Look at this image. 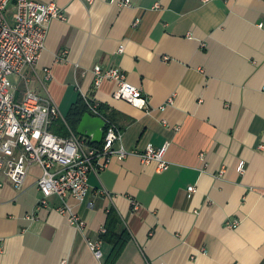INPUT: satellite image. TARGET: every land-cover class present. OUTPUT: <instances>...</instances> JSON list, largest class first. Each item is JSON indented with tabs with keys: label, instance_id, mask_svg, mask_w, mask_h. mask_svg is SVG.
<instances>
[{
	"label": "crops",
	"instance_id": "1",
	"mask_svg": "<svg viewBox=\"0 0 264 264\" xmlns=\"http://www.w3.org/2000/svg\"><path fill=\"white\" fill-rule=\"evenodd\" d=\"M36 1L66 20L51 21L38 64L17 76L18 100L54 104L50 131L66 137L61 123L86 97L111 112L116 148L167 147L170 167L113 157L86 202L66 198L81 230L61 199L37 208L39 167L21 191L1 177L0 264H264V0ZM96 66L125 73L145 106L116 99L115 82L97 87Z\"/></svg>",
	"mask_w": 264,
	"mask_h": 264
},
{
	"label": "built area",
	"instance_id": "2",
	"mask_svg": "<svg viewBox=\"0 0 264 264\" xmlns=\"http://www.w3.org/2000/svg\"><path fill=\"white\" fill-rule=\"evenodd\" d=\"M94 1L87 0L90 4ZM122 5L130 6L131 1L125 0ZM11 7L14 12L10 20L7 14ZM54 19L66 20L55 2L0 0V187L4 185L3 177L18 191L23 190L32 169L39 167L42 174L37 184L41 198L37 208H48L50 199L57 197L63 201L58 211L67 215L69 223L81 230L85 228V222L67 204L66 198L71 196L80 203L86 202L90 192L89 178L93 172L104 169L113 157L123 160L137 153L116 148V144H122V131L115 123L102 117L98 103L86 97L91 113L106 121L101 147L74 133L70 137L53 134L50 127L60 118L59 110L37 94L28 91L23 100H18L10 77L20 76L27 69L36 67L46 48L49 24ZM138 24L139 21L135 26ZM94 74L97 87L107 80L117 84L116 99L133 105L142 102L145 106L147 98L143 91L129 83L121 70H105L96 66ZM170 104H173V99ZM166 154L167 147L157 149L149 146L137 155L146 165L157 163L159 171L163 172L170 167ZM239 171L245 172L243 165ZM188 191L193 194L196 189L190 187ZM237 225L234 223L230 227ZM101 246L102 241L90 243L97 258L102 256Z\"/></svg>",
	"mask_w": 264,
	"mask_h": 264
},
{
	"label": "trees",
	"instance_id": "3",
	"mask_svg": "<svg viewBox=\"0 0 264 264\" xmlns=\"http://www.w3.org/2000/svg\"><path fill=\"white\" fill-rule=\"evenodd\" d=\"M99 111H100L102 117H104L108 121L113 122V116H112L111 112L109 111V109H106L105 107L100 105ZM88 113L93 114L89 110L86 102L84 101V98H82L71 108L69 114L66 117V122L61 123L62 129L60 130L59 134L67 137L70 135V130H72V132L77 134V130H78V127H79L82 119ZM94 145L101 147L102 144H94ZM103 239L104 240H107V239L110 240L109 234L106 233L103 236Z\"/></svg>",
	"mask_w": 264,
	"mask_h": 264
},
{
	"label": "water",
	"instance_id": "4",
	"mask_svg": "<svg viewBox=\"0 0 264 264\" xmlns=\"http://www.w3.org/2000/svg\"><path fill=\"white\" fill-rule=\"evenodd\" d=\"M106 121L88 113L82 119L77 133L78 135L91 139L93 144H102L105 137Z\"/></svg>",
	"mask_w": 264,
	"mask_h": 264
},
{
	"label": "rangeland",
	"instance_id": "5",
	"mask_svg": "<svg viewBox=\"0 0 264 264\" xmlns=\"http://www.w3.org/2000/svg\"><path fill=\"white\" fill-rule=\"evenodd\" d=\"M13 12H14V11H13V7H11L9 13L7 14L8 19H10V20L12 19V17H13ZM10 80H11V82H12L14 85H18L19 80H18V78H17L16 75L11 76V77H10Z\"/></svg>",
	"mask_w": 264,
	"mask_h": 264
}]
</instances>
